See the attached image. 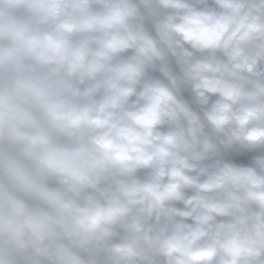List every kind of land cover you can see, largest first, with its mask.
Here are the masks:
<instances>
[{"label": "clouds", "instance_id": "1", "mask_svg": "<svg viewBox=\"0 0 264 264\" xmlns=\"http://www.w3.org/2000/svg\"><path fill=\"white\" fill-rule=\"evenodd\" d=\"M0 264H264V0H0Z\"/></svg>", "mask_w": 264, "mask_h": 264}]
</instances>
